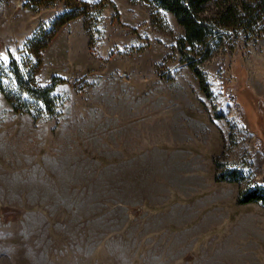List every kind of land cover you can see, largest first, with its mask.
<instances>
[{
	"label": "rangeland",
	"instance_id": "obj_1",
	"mask_svg": "<svg viewBox=\"0 0 264 264\" xmlns=\"http://www.w3.org/2000/svg\"><path fill=\"white\" fill-rule=\"evenodd\" d=\"M23 1L0 0V68L38 54L35 83L64 81L52 112L0 92V264H264V205L236 199L264 186V15L212 39L206 93L186 60L199 52L156 4ZM215 162L240 180H215Z\"/></svg>",
	"mask_w": 264,
	"mask_h": 264
},
{
	"label": "trees",
	"instance_id": "obj_2",
	"mask_svg": "<svg viewBox=\"0 0 264 264\" xmlns=\"http://www.w3.org/2000/svg\"><path fill=\"white\" fill-rule=\"evenodd\" d=\"M43 0H25L23 5L34 8L35 5H40ZM52 1V0H51ZM67 3H72L74 0H64ZM163 10L170 12L176 21L183 27L184 37L181 39V48L187 45L188 50H196L200 55L199 59L195 60V55L187 56L186 60L190 65L192 71L199 79L202 90L208 93V86L205 82V77L198 63L204 59L209 52L212 39L221 38V33L230 30H237L241 32L250 27L264 15V0H253L251 2L242 1L240 3L226 2L218 11L216 18L207 20L202 16L207 3L210 0H147ZM84 10H77L71 8L63 11L53 17L49 29L45 32L44 38L38 45L35 51H39L46 46L49 39L54 35L55 30L67 21L77 17ZM262 19V18H261ZM223 27V28H221ZM44 31V30H43ZM8 57L6 62L8 64L9 74L3 72L0 68V92L4 98L13 105L17 111L29 110L24 105L27 104L28 99H35L53 111V98L51 95L56 83L54 81H64V78L53 77V82L46 86H41L35 83V73L40 67V58L37 54L33 60L21 65L9 51L6 52ZM26 107V108H24ZM216 171L214 179L217 181H238L240 180L238 170L230 168L228 165L215 162ZM238 203L260 202L264 205V186L261 184H254L249 188H240L237 196Z\"/></svg>",
	"mask_w": 264,
	"mask_h": 264
},
{
	"label": "snow or ice",
	"instance_id": "obj_3",
	"mask_svg": "<svg viewBox=\"0 0 264 264\" xmlns=\"http://www.w3.org/2000/svg\"><path fill=\"white\" fill-rule=\"evenodd\" d=\"M5 60H7V57H4Z\"/></svg>",
	"mask_w": 264,
	"mask_h": 264
}]
</instances>
